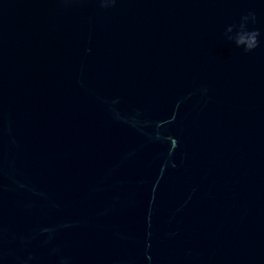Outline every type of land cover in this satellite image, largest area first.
<instances>
[{"label": "water", "instance_id": "obj_1", "mask_svg": "<svg viewBox=\"0 0 264 264\" xmlns=\"http://www.w3.org/2000/svg\"><path fill=\"white\" fill-rule=\"evenodd\" d=\"M0 264H264V0H0Z\"/></svg>", "mask_w": 264, "mask_h": 264}]
</instances>
